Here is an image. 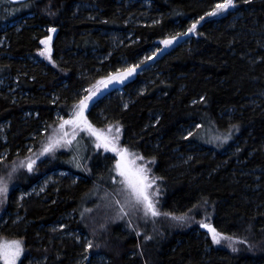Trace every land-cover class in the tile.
I'll use <instances>...</instances> for the list:
<instances>
[{
  "label": "trees",
  "instance_id": "16d2710c",
  "mask_svg": "<svg viewBox=\"0 0 264 264\" xmlns=\"http://www.w3.org/2000/svg\"><path fill=\"white\" fill-rule=\"evenodd\" d=\"M217 2L0 0V24L20 19L18 26L0 31L6 41L0 78L13 83L0 86V123L8 126L7 142L0 145V152L6 151L0 176L7 178L14 165L16 169L8 179V192L0 195V223L6 220L0 224V239L21 241V264L28 255L50 256L43 264H53L55 253L63 261L74 252L68 242L54 244L45 236L37 243L40 236H35L43 234L39 225L70 210L75 226L93 244L86 254L103 255L101 264H264V105L257 97L264 92V0H234L228 10L206 16ZM83 3L95 7L90 16ZM139 14L147 20L137 21ZM197 20L196 31L186 32ZM48 28L56 30L51 64L36 56ZM112 31L123 34L115 47L106 33ZM177 33L187 35L177 36L158 54V79L150 77L140 93L135 89L142 77L135 72L109 86L98 85L102 78L136 65L157 40ZM98 55L107 56L106 61L98 63ZM119 89L130 95L127 107L115 95ZM89 92L96 95L87 119L102 131L119 126L120 133L112 134L119 136L118 145L143 156L135 163L162 178L149 189L160 215H145L141 206H133L115 171L117 154L97 148L87 131L77 129L71 145L41 155L61 122L54 114L68 119ZM99 112L106 116L102 121L94 118ZM193 123L200 127L191 136L182 134ZM187 141L214 153L179 158ZM26 158L36 161L32 171L25 166ZM48 163L77 179L64 181L56 197L48 192L52 200L25 201L31 207L23 221L32 224L8 229L7 213L17 210L13 195L30 188ZM202 222L238 239L213 243Z\"/></svg>",
  "mask_w": 264,
  "mask_h": 264
},
{
  "label": "rangeland",
  "instance_id": "374dc122",
  "mask_svg": "<svg viewBox=\"0 0 264 264\" xmlns=\"http://www.w3.org/2000/svg\"><path fill=\"white\" fill-rule=\"evenodd\" d=\"M145 6L148 7V3L147 2H143ZM82 9H86L89 12L87 13V16L91 15V11H93V9H95V7L92 4H88V3H83L82 4ZM144 13V12H142ZM135 19L137 21H146L147 20V15L141 16V14H139L138 16L135 17ZM20 22V19H17L9 24H0V31L6 29L8 26L11 25H16L18 26ZM50 28H48V36L46 37H50L51 39L48 41V44L51 48V60L48 59L47 56H42L40 55V52L38 50L36 56L40 57L41 59H43L47 64H51L53 63L52 61V41L55 37L56 34V30L54 32H50L49 31ZM189 28H186L185 30H188ZM187 32V31H186ZM107 33V37H108V41H112V46L115 47L116 43L119 42L122 38V33L120 35V33L117 32H106ZM44 38H42L39 41V45H40V49L44 48L45 45L41 43L42 40H44ZM163 40L159 41L157 40L156 42L153 43L152 46H150L145 53H143L140 58L138 59L136 65H138L137 70L135 71V73L139 76L142 77L141 78V83H139L136 86L135 92L140 93L141 91L144 90L145 86L147 85V83L151 82L152 80L150 79V77H154V79H158V74L156 72V64L154 63L156 57L158 56V54H160L163 50H165L169 45H164L162 43ZM6 41L3 37L0 36V55L2 54L1 49L5 46ZM172 45V44H170ZM160 49L159 52H157V49ZM153 53H156L155 56H153ZM106 57L107 56H103V55H98L97 56V61L98 63H102L103 60L106 61ZM145 57H150V59H145ZM29 59L31 60H35L34 56H28ZM120 62L122 64H124L123 60L121 59ZM125 65V64H124ZM126 66V65H125ZM99 68H97L96 70H98ZM95 70V71H96ZM122 70H124L122 68ZM122 73V72H121ZM10 80H6L5 77L0 78V86L4 87V86H8V85H13V83L9 82ZM106 86H109V84H107ZM115 95H119V97H121L124 100V104H126L129 101L130 95L126 94L124 90L119 89L115 91ZM258 100H261V103L264 105V92H261L260 94H258ZM254 101V100H252ZM89 108L85 109V116L87 115V110ZM95 115V120H104V117H100V112L99 113H94ZM157 114L155 115H151L152 117H155ZM56 120L60 121L61 120V115L59 113H55L53 116ZM197 125L199 124H190L189 126L183 127L182 128V134H189L190 132H194L196 129H198ZM7 130H8V126L6 123H0V145L6 143L7 138ZM107 130H105L104 132H107ZM114 133V132H113ZM112 133V134H113ZM94 137V136H93ZM184 137V136H183ZM200 137V136H199ZM95 138V137H94ZM96 140V139H95ZM26 147H28V150L31 148L30 146H28V144H26ZM184 149L186 151V153H180L179 155H177L179 158H187L189 156L192 155V153H203V154H211L214 153L213 149H206L205 147H203L201 145V143L199 142H191V141H187L184 143ZM6 155V151L0 152V158L4 157ZM117 158H119L117 156ZM138 164V163H136ZM46 169L42 170V172L37 176L36 181L34 182V184L26 189V190H19L17 191L14 195L12 200L15 201V205H17V210L16 212H9V214L7 213V219H9V227L8 229L15 225V224H21L24 223V227L29 226L32 224V220H24V216L26 219V215H27V210L28 208L31 207V204L28 206V203L25 201H29L30 199H37L39 198L42 201H47V200H52V198H50V196L46 195L48 192L52 193V195L54 197H56V193L59 189V186H62L64 181H75V179H77L78 176H76L74 173L68 171V170H64V169H59L56 167H52L50 166V164H45ZM50 166V167H49ZM150 175V173H149ZM121 179H123L121 177ZM6 222V220L2 221L0 224H4ZM76 224V218H75V214L73 212V210H70L68 212H65V214H62L59 218H57L56 220H54L51 223H47L46 225H39L37 227V229H43V234L40 233H36V235H39L40 238L37 243H41L43 237H48V239H50L51 242H53L54 244H59V243H65L68 242V244L70 245V247L73 248L74 252H71L68 256H64L65 260H60V253H55V263L53 264H101L103 263L104 257L103 255H87L86 254V250L88 249V238L85 236V234L81 231V229L77 228L75 226ZM60 225H64L63 228L60 227ZM205 233L209 234V236L211 237V233L209 232V230L207 228L204 229ZM10 232V231H9ZM37 237V236H36ZM7 240H18L17 238L13 237V238H5ZM41 240V241H40ZM70 241V242H69ZM59 246H64V244L61 245H57L56 246V250L59 251ZM58 247V248H57ZM71 248V249H72ZM77 252V253H76ZM76 253V254H75ZM53 254V253H52ZM24 253L22 252L20 257L17 258L16 260V264H21L22 263V258H23ZM50 255V254H49ZM50 256H43V260L42 259H38L35 258V256H31L28 255L26 256V261L24 264H43L45 263L44 261L48 260ZM0 264H4L3 260H0ZM49 264H52L51 261L49 262Z\"/></svg>",
  "mask_w": 264,
  "mask_h": 264
},
{
  "label": "snow or ice",
  "instance_id": "6c2138e0",
  "mask_svg": "<svg viewBox=\"0 0 264 264\" xmlns=\"http://www.w3.org/2000/svg\"><path fill=\"white\" fill-rule=\"evenodd\" d=\"M232 6H234V0H220V2H217L211 11L205 13V15H216L228 10ZM200 19L203 20L204 17H201ZM199 23V20L194 21L187 32H195L197 24ZM49 31L54 32L55 28H50ZM181 35H187V33H177L176 35L165 38L162 43L166 46L170 45L177 39V36ZM50 39V37H45V39L41 41L45 47L39 49V52L40 55L47 56L48 59L51 60V48L48 44ZM159 51L160 49L158 48L157 52ZM155 55L156 53H153V56ZM145 59H150V57H145ZM53 63H55V61H53ZM137 68L138 65H131L119 75H110L109 77L102 78V80L98 82V85L104 84L106 86L113 80L117 82L122 81L126 76L132 75V73H134ZM98 90L99 88H97V91ZM95 95V92H89L88 95L80 98L76 102V104L73 106V114L70 115L68 119L61 117V122L58 125V131L49 135L47 143H45L41 150V155L54 152L58 147L71 145L76 139L77 129L87 131L90 133V135L95 137L97 148L103 147L105 150L115 152L119 157L115 162V171L120 177L123 178L120 182L127 190L129 200L134 202L133 206H141L145 215L149 213H151L153 216L160 215L161 213H159L156 208V202L153 199V194L149 192V189L152 188V186L156 183V179L162 178L150 176V168H148L145 164L135 163L136 159L144 160L145 158L143 156H135L126 146L121 147L118 145L119 136L112 135V133L115 132L119 134L121 130L119 126L113 128L112 125H109L108 131L104 132L102 130L96 129V127L87 119L84 114L85 109L89 107V102ZM201 99L203 100V97H201ZM125 107H127V104H125ZM67 126H71V131L66 130ZM197 127L200 126L197 125ZM188 135L191 136L192 133L190 132ZM224 139H227V137ZM151 159L154 161L155 157H152ZM26 160L27 163L25 166L27 167L28 171H32L33 165L36 163V161L31 158H26ZM77 166L79 167L80 165L77 164ZM15 170L16 169L14 165L12 171L7 173V178L0 176V195L6 194L8 192V179L11 178ZM155 194L158 195V191ZM117 203H119V201H117ZM121 211H123V206L121 207ZM166 215L172 216L175 220L179 221H183L185 219L184 215L176 216L174 213H166ZM201 226L209 230L213 243H220L222 239H227L233 242L238 239L237 237H230L223 232H219L210 224L202 222ZM60 227L63 228L64 225H60ZM101 227H103V225H101ZM147 238L148 237H146V239ZM87 246L89 248L93 247L92 242L89 241ZM22 252L23 246L20 240L0 239V260H3L4 264H16V260L18 257H20Z\"/></svg>",
  "mask_w": 264,
  "mask_h": 264
},
{
  "label": "water",
  "instance_id": "95a60500",
  "mask_svg": "<svg viewBox=\"0 0 264 264\" xmlns=\"http://www.w3.org/2000/svg\"><path fill=\"white\" fill-rule=\"evenodd\" d=\"M11 3H24L27 2L28 0H8Z\"/></svg>",
  "mask_w": 264,
  "mask_h": 264
},
{
  "label": "bare ground",
  "instance_id": "6f19581e",
  "mask_svg": "<svg viewBox=\"0 0 264 264\" xmlns=\"http://www.w3.org/2000/svg\"><path fill=\"white\" fill-rule=\"evenodd\" d=\"M33 2V1H32ZM11 166V165H10ZM105 206V205H104ZM5 207V206H4ZM108 208V207H107ZM104 213V212H103ZM115 224V223H114Z\"/></svg>",
  "mask_w": 264,
  "mask_h": 264
}]
</instances>
